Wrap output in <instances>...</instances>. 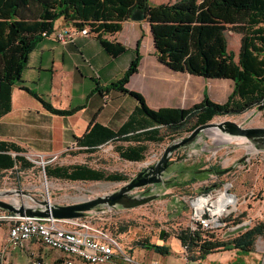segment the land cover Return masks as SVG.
<instances>
[{
  "label": "trees",
  "instance_id": "trees-1",
  "mask_svg": "<svg viewBox=\"0 0 264 264\" xmlns=\"http://www.w3.org/2000/svg\"><path fill=\"white\" fill-rule=\"evenodd\" d=\"M136 10L145 14L151 26L160 63L175 72L233 81V91L224 104L214 103L205 96L201 104L187 110L153 111L140 94L126 89L130 78L138 72L140 56L137 52L123 77L106 88L128 94L138 102L133 122L129 121L116 133L95 125L79 139L80 144L89 147L107 140L132 143L125 149L117 148V153L123 160L142 162L148 151L146 143L160 144L171 136L191 133L216 117L240 116L264 104V0H181L162 5H151L149 0H0V118L11 110L13 88L21 82L29 55L44 34L53 33L56 21L64 19L78 30L89 28L104 50L117 57L127 49L104 36L119 33ZM229 33L241 37L237 57L229 51ZM24 90L51 114L73 113L57 110L36 93ZM136 116L144 120L134 122ZM192 122L194 125L190 126ZM128 133L132 135L125 136ZM96 150L97 147H90L86 152ZM23 152L15 144L0 142V178L34 166L20 155ZM44 172L48 178L71 182L127 181L121 173H107L87 166L53 169L46 166ZM195 181L192 179L190 183ZM113 217L96 218V222L114 233L108 226L112 227V222L102 226V222L112 221ZM120 230L125 233L126 227ZM173 236L187 248L192 260H204L211 254L226 251L248 255L253 252L256 241L264 239V223L229 238L220 239L215 233L190 227L180 229ZM136 246L162 256L170 254L168 247L157 246L150 239L140 240Z\"/></svg>",
  "mask_w": 264,
  "mask_h": 264
},
{
  "label": "crops",
  "instance_id": "crops-1",
  "mask_svg": "<svg viewBox=\"0 0 264 264\" xmlns=\"http://www.w3.org/2000/svg\"><path fill=\"white\" fill-rule=\"evenodd\" d=\"M179 1L181 0H149V3L162 5ZM65 30L78 29L64 19H59L54 23L51 36L44 37L31 52L21 82L13 88L11 110L0 118V142L20 147L24 151L20 155L24 157L32 155L51 161L48 164L50 169L87 166L113 173L109 170L110 160L118 156L122 161H126L119 156L117 148L125 149L132 143L107 140L88 147L80 144L79 139L95 125H101L116 133L129 121L133 122L138 102L128 94L115 89L107 91L106 88L123 77L137 52L140 56L138 72L130 78L126 89L140 94L148 108L153 111L187 110L201 104L205 96L214 103L224 104L233 91V81L223 80L227 82L228 87L225 91L220 82L216 81L222 79H204L188 73L175 72L160 63L151 26L147 20H128L123 23L119 33L104 36L108 41L119 43L127 49L117 57L110 56L93 33L89 36L77 34L74 41L66 45L59 43L54 38V33ZM25 88L36 93L55 109L73 113L51 114L27 93ZM143 120L140 116L134 117V122ZM127 135L132 133L125 134ZM146 145L149 149L155 144ZM90 147H97L96 152H86ZM49 179L69 183H98ZM189 188L191 191L196 190L195 184H191ZM203 191L204 189L197 190L200 193ZM4 225L7 226V231L0 227V252L6 248L3 244L7 242L8 237V225ZM110 228L113 230L111 224ZM120 236L126 235L120 233ZM123 240H126V237ZM155 245L168 247L170 254L162 256L137 246L131 247L127 243L122 247L137 260H157L160 264H236V261L240 260L237 251L220 252L211 254L204 260H192L185 255L184 247L173 235ZM257 253L246 263L264 264V259ZM242 256L248 258L247 255ZM33 258L47 264H62L66 255L35 240L26 242L23 248L8 249L5 253V259L11 264H29ZM246 263L244 261L242 264Z\"/></svg>",
  "mask_w": 264,
  "mask_h": 264
},
{
  "label": "rangeland",
  "instance_id": "rangeland-1",
  "mask_svg": "<svg viewBox=\"0 0 264 264\" xmlns=\"http://www.w3.org/2000/svg\"><path fill=\"white\" fill-rule=\"evenodd\" d=\"M240 40L239 35L228 34L229 51L236 57L239 53ZM216 81H219L224 87L223 89L227 91V82ZM225 121H232L243 128L264 129V109L260 111L255 108L240 116L216 117L210 123L220 124ZM191 125H194V122ZM217 132L220 137L228 139V141L216 142L214 137L204 132L192 146L172 155L170 161L173 164L167 175L168 182L166 186H160L154 192L160 195L158 200L132 210L119 209L112 221L102 222V226L112 222L114 231L112 234L121 245L127 243L131 247H136L137 241L144 239H150L152 243L160 244L162 232L165 240L167 239L165 235L172 236L180 229L190 227L189 201L200 194L197 190L205 188V185L201 184L205 180H208L206 185L209 189L203 192H209L229 184L231 193L238 199V204L233 208L231 215L225 219L227 224L224 229L225 233L240 223H250L251 228L259 223H264V146H258L246 139L230 138L220 131ZM188 135L190 133L171 136L163 143L151 145L145 160L140 163H128L122 161L118 156L110 160L111 169L109 170L123 174L127 178L125 182L69 183L54 181L46 177L40 163H34L33 167L19 173L4 174L0 178V193L28 192L30 197L11 194L3 200L29 207L35 206L39 202L48 201V199L53 205H70L86 198L93 199L109 195L128 184L143 169L156 164L167 147ZM184 155L185 159L182 160ZM212 167L216 169V173L195 175ZM227 169H231L228 174H218ZM192 179H195L196 182L190 183ZM190 184H195V191L190 190ZM142 192L143 190H137L132 195L139 196ZM96 224L98 223L96 222ZM0 227L7 231V226L5 227L4 224H1ZM120 227H126L124 233L126 236H120ZM217 236L220 239L224 238L222 232H219ZM124 237L127 241L123 240ZM6 245L7 242L3 244V247ZM256 251L264 259L263 238L256 241L254 253L248 254V258L240 254V260H237L236 264H242L244 261L246 263L247 260L250 262L251 257L258 254ZM229 252L235 253V251Z\"/></svg>",
  "mask_w": 264,
  "mask_h": 264
},
{
  "label": "built area",
  "instance_id": "built-area-1",
  "mask_svg": "<svg viewBox=\"0 0 264 264\" xmlns=\"http://www.w3.org/2000/svg\"><path fill=\"white\" fill-rule=\"evenodd\" d=\"M77 34L89 36V28L83 30H65L55 32L54 38L66 45L74 41ZM51 34H44V37ZM31 163H40L45 167L51 161L29 155L26 157ZM53 161V160H52ZM201 184L208 187V180ZM237 197L231 193L229 184L211 191L200 193L190 199L192 230L200 229L204 232L226 234V221L233 208L231 201ZM2 211V210H0ZM115 210L92 212L90 216L73 220H40L35 218H21L8 212H0V224L8 225L7 245L0 252V264H11L5 259L9 250L23 248L26 242L38 241L44 246L66 255L62 264H160L157 260L140 261L128 254L119 240L108 230L96 224V218L113 217ZM184 253L189 257L186 247ZM29 264H47L33 258Z\"/></svg>",
  "mask_w": 264,
  "mask_h": 264
},
{
  "label": "water",
  "instance_id": "water-1",
  "mask_svg": "<svg viewBox=\"0 0 264 264\" xmlns=\"http://www.w3.org/2000/svg\"><path fill=\"white\" fill-rule=\"evenodd\" d=\"M131 21L142 22L146 20L145 14L136 10L131 18ZM260 111L264 109V104L258 108ZM216 129L225 136L230 138L246 139L249 142L258 144V146H264V129H252L243 128L232 121H225L220 124L208 123L195 128L190 135L181 139L178 142L173 143L166 148L161 159L154 165L148 166L138 173L124 187L115 191L109 195L102 197H96L85 201L77 202L70 205H58L52 204L48 201L39 202L35 206H24L19 203H10L3 200V198L15 194L16 196L30 197L28 192L15 191L14 193H0V210L13 214L21 218H35L40 220H73L81 219L90 216L92 212H101L106 210H132L139 207L148 205L160 198L159 194H155V190L160 186H166L168 182L167 175L170 172V167L173 162L170 161L172 155L176 152H181L183 149H187L192 146L195 141L207 130ZM182 160L185 159V155L182 156ZM231 169H227L218 174H228ZM212 173L217 171H200L198 173ZM209 187L204 188L208 190ZM137 190H143L139 195H132ZM251 229L250 223H240L236 227L231 228L224 235V238L233 237L239 235L247 230ZM161 239H164V233H161Z\"/></svg>",
  "mask_w": 264,
  "mask_h": 264
},
{
  "label": "bare ground",
  "instance_id": "bare-ground-1",
  "mask_svg": "<svg viewBox=\"0 0 264 264\" xmlns=\"http://www.w3.org/2000/svg\"><path fill=\"white\" fill-rule=\"evenodd\" d=\"M207 133H208L211 137H214L216 142H227V141H228V139H225V138H223V137H220L216 129H210V130H207ZM47 185H48V184L46 183V186H47ZM91 198H92V197H91ZM14 199H15V198H14ZM85 200H88V199H87V198H86V199H83V201H85ZM48 202L51 203V201H50L49 199H48ZM236 202H237L236 199H234V200L231 201V203H232L233 206L236 205ZM15 204L17 205L18 203L15 202Z\"/></svg>",
  "mask_w": 264,
  "mask_h": 264
},
{
  "label": "flooded vegetation",
  "instance_id": "flooded-vegetation-1",
  "mask_svg": "<svg viewBox=\"0 0 264 264\" xmlns=\"http://www.w3.org/2000/svg\"><path fill=\"white\" fill-rule=\"evenodd\" d=\"M172 166V165H171ZM210 170H212V171H216V170H214L213 169V167L212 168H207V169H205V171H210ZM196 173V172H195ZM204 174H206V172H204V173H196L195 175H198V176H201V175H204ZM196 182V181H195ZM194 182V183H195ZM191 185V184H190Z\"/></svg>",
  "mask_w": 264,
  "mask_h": 264
}]
</instances>
